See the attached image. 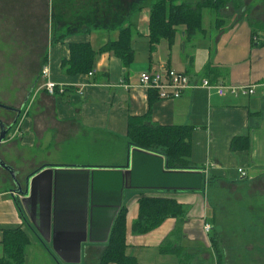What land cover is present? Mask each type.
<instances>
[{
  "label": "crops",
  "instance_id": "crops-1",
  "mask_svg": "<svg viewBox=\"0 0 264 264\" xmlns=\"http://www.w3.org/2000/svg\"><path fill=\"white\" fill-rule=\"evenodd\" d=\"M31 1L43 20L44 61L65 92L53 97L40 85L37 92L53 102L41 104L39 121L25 105L5 125L14 131L23 115L26 135L20 144L0 145V159L12 170L0 166V262L4 232L20 228L29 239L24 264H101L125 210L126 254L137 264H200L212 256L217 263L204 226L218 192L264 172V32H256L264 21L250 20V5L234 6L217 20L208 45L195 41L199 32L207 37L203 27L188 40L181 26L174 45L163 39L151 48V12H143V4L132 11L139 0ZM127 27L134 55L129 66L100 52ZM73 43H89L99 52L92 76H70L62 67ZM162 69L186 73L196 83L251 86L254 93L221 97L198 89L174 100L149 97L139 75ZM135 126L191 129L185 167L174 168L159 142L152 149L137 147L129 135ZM143 198L174 200L184 214L135 234Z\"/></svg>",
  "mask_w": 264,
  "mask_h": 264
},
{
  "label": "rangeland",
  "instance_id": "rangeland-1",
  "mask_svg": "<svg viewBox=\"0 0 264 264\" xmlns=\"http://www.w3.org/2000/svg\"><path fill=\"white\" fill-rule=\"evenodd\" d=\"M155 1H145L142 11L150 13ZM204 1L198 0V4H194ZM229 2L221 11L201 9L202 27L207 37L200 38L199 32L195 41L201 42L203 47L213 39L217 20L230 14L234 6L242 9L250 5V20L262 25L264 0ZM34 5L37 4L31 0H0V107L5 108L0 109V120L6 127L15 120L14 112L23 110L25 100L35 114L36 123L40 119L41 104L53 102V99L37 92L44 82L40 76L44 63V46L41 44L44 28L41 16L34 11L35 7H31ZM145 23L141 21L142 25ZM256 32L261 35L264 29ZM24 122L23 115L19 116L17 127L12 126L16 130L9 131L7 141L20 144L26 135ZM218 195L220 198L215 201L209 216L212 227L209 232L210 251L217 257V263L212 256L211 260L205 259L200 264H264V172L237 186L223 189ZM179 254L177 256L181 257Z\"/></svg>",
  "mask_w": 264,
  "mask_h": 264
},
{
  "label": "trees",
  "instance_id": "trees-1",
  "mask_svg": "<svg viewBox=\"0 0 264 264\" xmlns=\"http://www.w3.org/2000/svg\"><path fill=\"white\" fill-rule=\"evenodd\" d=\"M145 1L147 0H139L133 5L134 7L132 6V11L139 9ZM204 2L191 7L189 4L179 3V0H156L150 14L149 39L151 48L163 39L168 41L169 46L174 45L177 30L181 26L186 28V38L188 40L193 38L202 28V8L221 11L222 7L230 3L229 0H206ZM57 27L58 25L54 22L53 35L57 31ZM131 36V27L121 30L118 40L109 42L100 52L113 53L123 61L125 66H129L134 60ZM69 49V58L62 63V67L68 75L78 76L94 73L95 61L99 52H96L89 43L69 44ZM47 63L45 58L43 65ZM55 95L60 96L58 88ZM151 95L158 97L155 91H149V97ZM129 135L137 147L144 149H152L159 142L164 146L163 151L174 168L185 167V159L191 152V129L188 127H164L151 130L137 129L135 126L131 127ZM237 148L235 141L233 149L236 150ZM183 214V207L174 200L143 198L140 200L139 218L133 224V233H148L160 226L166 219L179 218ZM125 216L126 211L122 210L115 222L109 244L101 256V264H137L135 258L126 254ZM27 242L29 239L20 228L5 231L3 238L4 258L0 264H24V248Z\"/></svg>",
  "mask_w": 264,
  "mask_h": 264
},
{
  "label": "built area",
  "instance_id": "built-area-1",
  "mask_svg": "<svg viewBox=\"0 0 264 264\" xmlns=\"http://www.w3.org/2000/svg\"><path fill=\"white\" fill-rule=\"evenodd\" d=\"M41 75L44 81L42 88L46 90L48 95L55 96L57 88L60 95L64 94L65 90L63 91L62 87L51 79L49 63L43 66ZM89 75L92 76L93 73H90ZM139 81L141 86L146 90L155 91L158 98L161 100L179 99L187 91L198 89H205L208 91L215 90L221 97H225L228 94L238 96L254 93V88L251 86L215 85L208 79H202L200 83H196L188 74L169 69L141 72L139 75ZM28 109L29 108L27 107L26 112ZM19 128L20 125L18 126V131ZM239 175L243 178L246 177V173L242 169H239ZM211 230L212 227L210 224L204 226L205 233H209Z\"/></svg>",
  "mask_w": 264,
  "mask_h": 264
},
{
  "label": "water",
  "instance_id": "water-1",
  "mask_svg": "<svg viewBox=\"0 0 264 264\" xmlns=\"http://www.w3.org/2000/svg\"><path fill=\"white\" fill-rule=\"evenodd\" d=\"M0 129H1V133H0V145H1L3 142H5V140H6L7 136H8V133H9V131L11 129L10 128H6L5 124L1 120H0ZM0 166H2L3 168H6V169L10 170V172H12L10 167H8L4 162H2L1 159H0Z\"/></svg>",
  "mask_w": 264,
  "mask_h": 264
},
{
  "label": "flooded vegetation",
  "instance_id": "flooded-vegetation-1",
  "mask_svg": "<svg viewBox=\"0 0 264 264\" xmlns=\"http://www.w3.org/2000/svg\"><path fill=\"white\" fill-rule=\"evenodd\" d=\"M23 104H24V106H25V105L27 104V101L24 102ZM16 114L18 115V111H16ZM16 114H15V115H16Z\"/></svg>",
  "mask_w": 264,
  "mask_h": 264
}]
</instances>
